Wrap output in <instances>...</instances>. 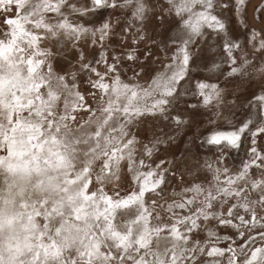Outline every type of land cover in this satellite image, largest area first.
I'll return each mask as SVG.
<instances>
[{
	"label": "snow or ice",
	"instance_id": "snow-or-ice-1",
	"mask_svg": "<svg viewBox=\"0 0 264 264\" xmlns=\"http://www.w3.org/2000/svg\"><path fill=\"white\" fill-rule=\"evenodd\" d=\"M249 5L0 0V264H264V0ZM154 21L175 34L154 39ZM253 82L255 118L203 134L215 161L193 157L169 190L178 169L153 157L175 139L164 127L188 123L182 97L211 124L228 86ZM245 141L242 166L222 167Z\"/></svg>",
	"mask_w": 264,
	"mask_h": 264
},
{
	"label": "rangeland",
	"instance_id": "rangeland-1",
	"mask_svg": "<svg viewBox=\"0 0 264 264\" xmlns=\"http://www.w3.org/2000/svg\"><path fill=\"white\" fill-rule=\"evenodd\" d=\"M257 5V0H250V5L248 8L249 14L252 13V7ZM4 15L0 13V16ZM229 15V13H225ZM227 22V21H226ZM259 23V21H257ZM155 29L154 33L152 29ZM231 28L235 32L239 31V27L236 24H231ZM171 28L172 31L168 32V29ZM149 32L153 34V38L156 40L160 39V34L168 32L169 35L175 34V27L172 24L164 25L159 21H154L149 26ZM216 41L211 39L205 44L204 41H201L198 47L195 49V54L198 60L207 59L213 52L218 51L215 48H209L208 45L215 44ZM143 49V45L141 46ZM170 55V53H169ZM167 63V56L162 49L157 48L155 45L152 46V56H151V66L153 70L162 69L163 65ZM192 75L196 78L201 77V70L192 68ZM184 85V89H188L189 85L186 82H181ZM84 90V87L81 88ZM183 90V89H182ZM228 90H234L232 97L227 99L226 105L223 107L222 115L218 119H214L213 123L208 122L209 115H212V112L200 108V109H191L187 108L183 103L184 100L190 101L191 103H196V100L189 93L188 96L182 97V102L180 104V110L183 114L184 119L188 121L187 124L183 125L178 131L174 130L171 125L164 127L163 131L168 132L171 135H174L175 139L168 145L162 146L159 153L153 157V162L158 163L160 159H167L168 161H173L178 169V173L175 176H170L169 180L171 181L169 185V190L177 189L181 186L182 181L179 175V172H184L187 166H190L195 163L193 157L198 158L201 162L215 161L218 152L211 148L208 145L200 147L203 134L210 131H232L236 126H238L242 121L246 120L249 115L254 119V108H250L248 100L251 98L253 92L261 94L258 91V85L253 82L251 85L244 84H231L228 86ZM240 96L239 102L236 101L235 97ZM91 102V100L89 101ZM186 109V110H185ZM215 111V110H213ZM247 114V115H246ZM149 121L151 118H148ZM143 129L147 131V134L150 135L153 130L160 132V127L153 126L152 123H146L143 125ZM143 135V133H142ZM260 143L264 144V139H260ZM246 148L247 142H244V146L239 150H230L224 158L222 167H227L231 172H235L242 166V163L246 159ZM191 151L192 155L188 156L185 160L186 153ZM210 175V174H209ZM192 176L186 174L184 176V181L190 183ZM151 196V194H149ZM147 199V197H146ZM223 232V230H221ZM239 242V238H237ZM225 245H221L223 247Z\"/></svg>",
	"mask_w": 264,
	"mask_h": 264
}]
</instances>
